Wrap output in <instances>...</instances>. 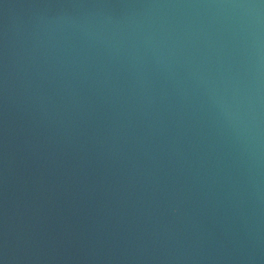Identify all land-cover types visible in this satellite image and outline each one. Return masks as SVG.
<instances>
[{"label": "water", "instance_id": "95a60500", "mask_svg": "<svg viewBox=\"0 0 264 264\" xmlns=\"http://www.w3.org/2000/svg\"><path fill=\"white\" fill-rule=\"evenodd\" d=\"M0 264H264V0H0Z\"/></svg>", "mask_w": 264, "mask_h": 264}]
</instances>
